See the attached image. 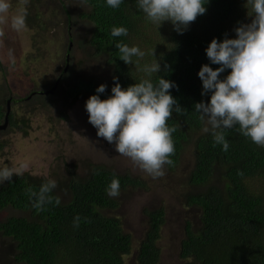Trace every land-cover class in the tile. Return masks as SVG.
Segmentation results:
<instances>
[{
    "label": "trees",
    "instance_id": "obj_1",
    "mask_svg": "<svg viewBox=\"0 0 264 264\" xmlns=\"http://www.w3.org/2000/svg\"><path fill=\"white\" fill-rule=\"evenodd\" d=\"M66 13V34L69 44L63 66L51 90L58 93L57 82L64 100L87 101L101 83L75 64L70 56L75 45H85L96 55L104 57L118 77L122 88L143 79L156 82L164 76L175 82L170 92L183 109L173 111L168 126L172 133L175 153L170 157L174 169L181 161L186 144L193 143L195 161L187 180L186 205L200 210L199 223L186 220L179 256L184 264H264V147L241 135L235 128L224 129L229 143L227 151L221 144L214 146L210 132H201L204 123L194 109L197 102H210L211 92L202 95L203 83L199 70L204 64L214 69L206 48L213 38L223 40L225 33L234 38L238 22H250L246 0H209L205 14L178 33L170 21L160 27L147 20L137 8V0H122L118 8L107 6L106 0H82L84 10L76 17L58 0ZM81 21L85 29L78 25ZM113 27H125L127 36L112 37ZM138 46L146 53L143 58L133 57L132 65L119 58L116 43ZM72 46V47H71ZM154 52V55H153ZM138 60V65L135 63ZM158 60L168 71L148 76L144 65ZM231 69L221 73L226 78ZM113 85L107 86L101 99L112 95ZM56 86V88H54ZM42 89L47 88L42 87ZM49 97V96H48ZM57 99L51 98V106ZM6 110L0 102V123ZM13 124L15 118L9 115ZM3 144L0 143V148ZM242 173V174H241ZM119 179L120 192L146 187V183L130 172H118L107 165L89 167L85 175L71 171L66 178L67 198L56 189L51 195L59 196L61 203L47 204L44 210L32 207L25 189L39 191L46 180H35L28 172L13 174L11 181L0 184V210L13 208L19 215L0 221L1 243L7 247L11 264H124L132 251V235L124 229L122 219L109 212L120 202L107 195L106 188L113 177ZM148 225L135 257V264H159L161 248L158 244L166 221L163 206L145 210ZM80 217L79 227L73 220Z\"/></svg>",
    "mask_w": 264,
    "mask_h": 264
},
{
    "label": "rangeland",
    "instance_id": "obj_2",
    "mask_svg": "<svg viewBox=\"0 0 264 264\" xmlns=\"http://www.w3.org/2000/svg\"><path fill=\"white\" fill-rule=\"evenodd\" d=\"M11 2L14 10L18 0ZM64 2L75 19L86 8L82 0ZM27 8V27L20 33L12 32L10 25L0 22V32L4 33L0 36V56L4 57V62L0 64V102L15 118V123L0 130V143L3 144L1 151L11 147L7 152L8 157H21L28 161L23 163L26 166L23 172H29L41 180L54 179L57 182L55 189L63 198H67L66 178L71 175V171L85 175L92 165H107L120 173L128 171L139 177L146 183V187L121 191L116 197L120 202L119 207L109 212L119 216L124 229L132 235V251L124 264H135L139 243L148 225L145 210L161 206L165 209L166 221L158 242L161 248L159 264H184L179 256V248L184 237L185 222L190 220L196 225L200 219V210L187 206L184 196L195 161L193 143L186 144L181 161L174 169L164 166L165 175L159 178H153L130 158L119 155L114 143L98 137L97 128L89 123L86 101L64 100L61 95V88L64 87L58 88L60 83L56 88L58 93L51 91V84L62 70L69 44L66 13L61 3L58 0H29ZM78 25L82 31L85 29L81 21ZM71 44L73 49L70 56L75 57L78 69H82L99 83L111 87L112 71L104 57L94 54L86 44L85 48L73 42ZM9 48L15 53L14 65L6 58ZM39 85L47 88V93L21 101L29 95H23L24 92ZM11 96L16 100L8 105L7 100ZM51 98H58L53 108ZM15 146L17 149H14ZM5 164L0 156V166ZM8 165L18 167L14 160ZM20 213L13 208L2 209L0 221ZM1 240L0 235V264H11V260L5 256L7 247Z\"/></svg>",
    "mask_w": 264,
    "mask_h": 264
},
{
    "label": "clouds",
    "instance_id": "obj_3",
    "mask_svg": "<svg viewBox=\"0 0 264 264\" xmlns=\"http://www.w3.org/2000/svg\"><path fill=\"white\" fill-rule=\"evenodd\" d=\"M209 0H137V8L147 20L160 27L170 21L174 30L180 34L186 31L198 16L206 13ZM29 0H18L13 10L11 0H0V22L10 25V30L20 33L26 25ZM122 0H106L107 6L118 8ZM250 22H238L233 29L234 38L219 40L213 38L206 48V55L211 64H204L199 70L202 80V95L211 92L210 102L200 101L194 105L199 119L204 123L203 131L210 132L214 146L221 144L227 151L229 143L224 129L235 128L241 135L250 138L258 146L264 147V0H246ZM11 13V14H10ZM4 35L0 32V36ZM125 27H113L112 37L127 36ZM72 45V44H71ZM119 58L126 64L134 63L133 57L143 58L146 53L138 46L116 43ZM154 55V52H153ZM155 56V55H154ZM7 61L15 64L14 50L9 48ZM0 62L4 57L0 56ZM138 65V60L135 62ZM231 69L226 78L221 73ZM151 77L154 73L167 72L168 65L162 69L156 60L144 65L142 69ZM112 95L101 99L100 93L107 90L106 84H100L96 93L86 101L89 123L97 128V136L114 143L119 155L130 158L141 170L153 178L165 175L164 166L174 162L170 157L175 153L172 133L175 126L169 127L168 120L173 111L183 114V109L170 89L178 87L175 82L164 76L156 82L143 79L126 89L122 88L118 77H113ZM58 85V82H57ZM56 85V86H57ZM52 91V90H51ZM26 166L19 167L5 164L0 166V184L11 181L13 174L23 175ZM242 174V173H241ZM57 182L47 180L39 191L29 187L25 189L32 202V207L44 210L45 205L54 203L59 206L61 199L51 193ZM107 195H120V182L115 176L106 188ZM80 217L73 220L74 227H79Z\"/></svg>",
    "mask_w": 264,
    "mask_h": 264
},
{
    "label": "flooded vegetation",
    "instance_id": "obj_4",
    "mask_svg": "<svg viewBox=\"0 0 264 264\" xmlns=\"http://www.w3.org/2000/svg\"><path fill=\"white\" fill-rule=\"evenodd\" d=\"M0 64H1V62H0ZM30 82H32L31 80H30ZM44 93H47V91L46 90H43L42 88H41V85H39V86H37V87H31L30 89H28L26 92H24L23 93V95H28V96H26V97H24V98H22L21 99V101H25V100H27V99H29V98H31L32 96H43V94ZM14 100V98L11 96L8 100H7V104L9 105V103H11L12 101ZM16 100V99H15ZM14 100V101H15ZM9 107V106H8ZM9 109H7L6 110V113H7V111H8ZM10 113V112H9ZM10 115V114H9ZM9 115H8V117L6 118V116H5V119L0 123V130L2 129V128H7V126H8V124H11V122H10V120H9ZM21 141L22 140H20V141H18V144H19V146H18V148H20V144H21ZM3 148V147H2ZM2 148H0V151L2 150ZM11 148V147H10ZM10 148H8V149H5L4 151H1L0 152V156L1 157H3V162H5L6 164H9V162L10 161H15L17 164H18V167L21 165V164H23V163H28V161H26V160H24L23 158H10V157H8L7 156V152L9 151V149ZM14 149H17L16 148V146L14 147ZM30 163V162H29ZM24 170V169H23ZM24 173V172H23ZM29 173V172H28ZM31 174V173H30ZM32 175V178H34L35 180H41L40 178H38L37 176H35V175H33V174H31Z\"/></svg>",
    "mask_w": 264,
    "mask_h": 264
},
{
    "label": "water",
    "instance_id": "obj_5",
    "mask_svg": "<svg viewBox=\"0 0 264 264\" xmlns=\"http://www.w3.org/2000/svg\"><path fill=\"white\" fill-rule=\"evenodd\" d=\"M54 88H56V86ZM8 115H9V110L6 113V118L8 117Z\"/></svg>",
    "mask_w": 264,
    "mask_h": 264
}]
</instances>
